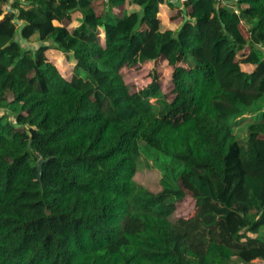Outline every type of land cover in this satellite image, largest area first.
I'll return each mask as SVG.
<instances>
[{
    "label": "trees",
    "instance_id": "obj_1",
    "mask_svg": "<svg viewBox=\"0 0 264 264\" xmlns=\"http://www.w3.org/2000/svg\"><path fill=\"white\" fill-rule=\"evenodd\" d=\"M2 16L0 264L264 261V0H0ZM152 156L157 194L135 181Z\"/></svg>",
    "mask_w": 264,
    "mask_h": 264
},
{
    "label": "rangeland",
    "instance_id": "obj_2",
    "mask_svg": "<svg viewBox=\"0 0 264 264\" xmlns=\"http://www.w3.org/2000/svg\"><path fill=\"white\" fill-rule=\"evenodd\" d=\"M100 2H97L94 4L95 7H98ZM4 16L0 18V20H3ZM25 47H29L30 44L24 43ZM34 45V44H33ZM61 64H64L63 58L61 59ZM152 65H147L143 70H136V69H129L126 73V80L135 86L136 89H141L146 85L145 77L147 75L148 69L151 68ZM171 69L166 68L165 69V76L166 78H169L171 75ZM170 160V159H169ZM148 165H147V162ZM161 164H164L162 160H157L156 157H148L143 158V162L138 163L137 173L135 175V181L138 184H141L148 188L153 193H159L162 191V187L160 185V180L162 178V169ZM168 165L170 163H167ZM184 190L187 193L186 196V203L185 206L182 207L178 213L177 217H180L182 215H187L194 207L195 200L193 198V190L189 188L187 184H184ZM193 191V192H192ZM253 264H264V261H257Z\"/></svg>",
    "mask_w": 264,
    "mask_h": 264
},
{
    "label": "water",
    "instance_id": "obj_3",
    "mask_svg": "<svg viewBox=\"0 0 264 264\" xmlns=\"http://www.w3.org/2000/svg\"><path fill=\"white\" fill-rule=\"evenodd\" d=\"M46 163L44 160H40L38 165H39V173H40V180L42 179V173H43V166Z\"/></svg>",
    "mask_w": 264,
    "mask_h": 264
},
{
    "label": "built area",
    "instance_id": "obj_4",
    "mask_svg": "<svg viewBox=\"0 0 264 264\" xmlns=\"http://www.w3.org/2000/svg\"><path fill=\"white\" fill-rule=\"evenodd\" d=\"M239 11H237V13H238Z\"/></svg>",
    "mask_w": 264,
    "mask_h": 264
}]
</instances>
